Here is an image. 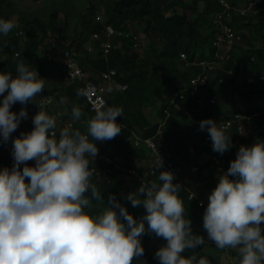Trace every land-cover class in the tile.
<instances>
[{
  "label": "clouds",
  "instance_id": "9594fccd",
  "mask_svg": "<svg viewBox=\"0 0 264 264\" xmlns=\"http://www.w3.org/2000/svg\"><path fill=\"white\" fill-rule=\"evenodd\" d=\"M52 1L63 0H48L47 5ZM217 1L227 8L224 0ZM259 1L250 0L240 14L247 13L246 9L252 8ZM12 5V11L20 13L25 19L35 13L32 10L26 11L25 7L20 10ZM73 9L68 7L63 10L72 12ZM63 10L61 14L54 10L57 11L56 28L63 27L65 23L64 19L63 25L58 26L59 15L63 16ZM51 13L45 22L40 18L35 19L38 23L42 21L48 25ZM70 15L72 19L66 30L68 36H72L70 32L77 20L74 15ZM97 16L100 21L96 20ZM213 17L214 26L223 30V34H215L213 45L219 47L225 39L224 34H227L228 39L239 41L243 31L233 37L230 28L223 23L222 17L228 18V13L214 14ZM92 18L93 22L103 25V28L93 33L91 41L85 45L86 53H96V41L101 43L99 51L104 56L112 50H122V38L127 40L126 46L134 54L148 44V38L140 32L132 34L104 24L101 12L97 11ZM13 27V20L0 18V35H6ZM56 35L47 34L46 43L56 47V53L63 59L60 70L64 77L57 83L64 86L75 84L79 96L85 101L80 94L82 82L72 81L67 76L63 53L68 52L88 80L105 88L103 101L94 103L93 110L84 102L88 113L93 114L88 118H81L80 108L73 105L70 111L72 120L62 123L63 127L58 126L57 131L54 118L60 116V110L54 111L51 106L53 97L43 94V79L23 61L15 64V74L12 75L6 67V58L3 59V67L8 71L0 70V140L1 150L11 152L12 164L10 168L0 167V264H130L133 256L143 253L140 241V234L144 231L143 221H147L148 229L165 241L153 253L158 264H210L206 255H198L195 251L188 256L181 254L185 249L203 246L206 241L201 235L192 232L190 220L178 196L180 188L184 187L180 181L182 175L177 173L178 168L174 164H180L173 161L164 163L157 148L159 142L154 137L144 140L142 147L154 152L151 167L161 169L156 178L158 182L147 181L145 176H140L134 170L127 171L136 174L141 186L135 194L129 193L126 198L132 206L143 205V220H135L111 193L106 204L94 211L90 200L102 202L103 198L101 191L90 180L96 174L97 182H100L96 167L88 165L91 159L94 162L95 158L101 157V151L93 140L103 141L113 137L112 145H116L115 141L119 143L125 139L126 130L134 135V131L115 117L123 120L126 114L127 121L134 119L135 107L131 102L127 103L133 106L128 105L123 110L119 106L107 105L109 100L105 98L106 93L114 96L116 92L126 89V85L115 78L116 70L106 68L98 79L90 76L79 65L75 51L69 50L70 40L61 41L59 46L52 44ZM226 42L231 43L229 40ZM104 44L109 45L108 53L103 51ZM17 56L15 52L14 57ZM180 56L186 58L184 53ZM45 57L49 59L50 55L46 54ZM198 59L195 56L190 64L197 68L213 66ZM109 70H113V73L109 79H103L102 74ZM200 71L201 75L202 69ZM193 92L189 91L191 94ZM38 93L40 97L35 99ZM168 98L176 105L175 99L182 100L185 96L179 90ZM30 100H34L31 129L9 135L17 128L21 118L27 116L25 108L21 107L14 112L10 106L14 102L24 104ZM62 102L64 104L65 100ZM249 118L245 116L246 120ZM153 119L154 114L149 115V120L153 122ZM75 123L79 129L74 128ZM226 123L225 119L217 125L211 118L201 119L198 123V128L208 133L211 148L217 153H223L231 147L230 135L224 131ZM157 131L160 135L159 129ZM128 140L133 141L135 146L140 142L138 136L130 139L128 135ZM4 143L12 144L11 150L3 149ZM30 159L34 162L32 165L25 163ZM190 167L195 171L197 166L192 163ZM148 172L150 175L153 173L152 170ZM25 177L28 178L27 182ZM140 192H143L142 199L138 196ZM193 197L190 191L188 199ZM89 205L94 212L85 210ZM199 206L203 210L202 227L212 246L217 249L235 248L238 254L234 257L236 264H264V235L261 234L264 226L260 223L264 221V140L237 148L235 158L230 160L226 172L218 175L215 186L207 194V203L199 202ZM231 254H228L229 258Z\"/></svg>",
  "mask_w": 264,
  "mask_h": 264
},
{
  "label": "trees",
  "instance_id": "16d2710c",
  "mask_svg": "<svg viewBox=\"0 0 264 264\" xmlns=\"http://www.w3.org/2000/svg\"><path fill=\"white\" fill-rule=\"evenodd\" d=\"M78 1L82 6V0ZM109 1L103 7L106 14L104 24L132 34L139 32L144 34L148 38V44L141 50L140 55L144 54L143 57L138 59L140 51L136 54L131 53L126 46L127 40L123 38L122 50H112L104 56L99 51L101 43L96 41L94 43L96 53H86L85 45L91 41L93 33L100 32L103 28V25L92 21V16L100 8L102 0H86L89 14L85 18L82 16L83 9L80 11L81 6H77L78 12L74 15L77 20L71 29L73 31L70 32L72 36L61 33L52 41V44L59 46L61 41L70 40L69 50L75 51L79 65L95 78H100L101 72L106 68L115 69L117 72L115 78L126 85V89L123 92H116L113 96L114 101L124 103L125 100H129L135 107L134 119L127 121L126 114L123 120L118 116L115 118L137 134L141 140L138 146L128 140V130H126L127 137L118 143L120 149L112 145L113 137L103 141L93 140L101 151V157L95 158L94 162L91 159L88 165L97 169L100 182H92L101 191L103 201L90 200V204L94 207V211L100 210L111 193L135 220H143L145 209L143 208L144 213L141 214L137 205L132 206L126 198L130 189L135 192L141 186L136 174L127 171L134 170L140 176H145L147 181L158 182L156 178L161 169L151 167L154 152L141 146L144 140L154 137L159 142L157 148L162 149L158 148L164 163L173 161L180 164L174 166L178 169L183 167L180 173L183 177L184 174L189 173L190 181L202 185L195 188V186H185L184 183L185 187L180 188L178 193L184 205L185 215L190 220L192 232L201 235L206 241L203 246L185 249L181 254L188 256L195 251L198 255H206L210 264H222L220 262L222 255L229 256V253H237V251L235 248L217 249L212 246L206 230L202 227L203 210L199 202L207 203V194L215 186L218 175L227 170L230 160L235 158L236 150L240 145L264 140V0L246 9L247 13L244 14L240 12L247 7L250 0H224L227 8L217 0ZM56 12L49 15L52 16L48 25L38 23L35 17L26 22V26L21 28L25 32L23 45H20L18 42L21 40H16L14 36L1 39V43L6 45L3 53L7 64H15L12 56L18 51L20 56L18 54L17 58L25 56L35 69L43 65L44 57L39 59L35 55L38 46L45 38L43 30L49 28L67 30L72 19L71 12L63 10L65 23L63 27L56 28ZM220 13H228L229 17H222V20L230 28L233 37L238 36L239 31L243 32L239 41H235V38L228 39L227 34H224L225 39L218 47L212 43L215 34H223V30L214 26L213 16ZM20 19L26 20L23 17ZM31 23L34 26L31 27ZM228 40L230 44L226 42ZM183 53L185 59L180 56ZM195 56L199 58L198 60H204L213 66L197 68L191 65ZM86 65L91 66V71ZM199 68L202 69L201 75ZM250 78L252 81H248ZM179 90H182L185 98L182 100L176 98L174 105L168 96ZM190 90L194 92L191 94ZM45 93L53 97L51 106L54 111H57L54 105L61 104L62 100H65V103L60 105H64L66 110L63 118L72 119L70 111L73 105L80 108L81 118L93 115L88 113L85 101L79 96L75 84L64 86L59 82ZM109 103L108 101L107 105ZM33 106L34 100L24 104L14 102L10 106V110L14 112L21 107L25 108L27 116L21 118L17 128L9 135L31 129ZM144 110H147V113ZM151 113L154 114L153 122L149 120ZM244 116L250 117L249 120ZM203 117L211 118L217 125L226 119L224 131L230 135L231 141L228 150L223 153L212 150L208 133L198 128V123L204 119ZM197 120L199 121L195 123ZM74 125L76 126L74 128L78 127L76 123ZM59 127H63V124L61 123ZM158 129L160 135L157 134ZM25 163L32 165L34 162ZM192 163L197 166L195 172L191 167L189 168ZM11 164V152L2 151L0 145V167L10 168ZM148 170H152V175ZM123 176L128 179H123ZM24 179L27 182L28 178ZM204 183H207L205 187ZM190 191L194 197L188 199ZM140 198H143V192H140ZM116 211L118 214V209ZM143 223L144 231L140 234L143 253L140 256H133L130 264H158L153 253L165 241L148 229L147 221ZM260 223L264 226V221ZM261 234L264 235V229H261Z\"/></svg>",
  "mask_w": 264,
  "mask_h": 264
},
{
  "label": "rangeland",
  "instance_id": "374dc122",
  "mask_svg": "<svg viewBox=\"0 0 264 264\" xmlns=\"http://www.w3.org/2000/svg\"><path fill=\"white\" fill-rule=\"evenodd\" d=\"M13 1V5H12V7H15V8H18V9H20V10H23L24 8L23 7H25L26 8V11L27 10H32V11H34L35 13L33 14V17H35V18H40V19H42V21H46V19H47V15L49 14V13H51V12H53L54 10H57V11H59V14H61L62 13V10L64 9V8H68V7H70V8H73L74 7V9H73V11L71 12V14L72 15H76V13H77V6H81V4H79V3H76L78 0H63V1H52V2H50V3H48V5H47V1H46V3H42L41 2V0H38V1H33V0H12ZM22 1H24L23 3H21ZM107 1V2H106ZM110 1L109 0H102V2H101V6H100V8L98 9V12H101L102 13V15H103V18L105 19V17H106V14L104 13V6H105V3L107 4V3H109ZM83 9V13H82V16L85 18L86 16H88V14H89V9H87V4H86V0H82V6H81V9H80V11ZM50 10V11H49ZM100 10V11H99ZM95 15V14H94ZM94 15L92 16V17H94ZM60 16V19H59V21H58V26H62L63 25V21H64V17L62 16V15H59ZM27 18H29L28 16H27ZM41 21V22H42ZM30 26L32 27V26H34V24L33 23H31L30 24ZM21 28H24V27H21ZM25 28H27V27H25ZM143 38H145V37H143ZM25 38H22V39H20L21 41L20 42H18L20 45H23V40H24ZM146 39V38H145ZM141 41H143V39H141ZM144 42H145V40H144ZM228 44H230L229 42H228ZM22 49H24V47H21ZM140 51V52H139ZM144 51V50H143ZM136 52H139V58H141V57H143L144 56V54H142V55H140V53H141V50H137ZM4 58H6V56L5 55H2V54H0V60H3ZM23 59V57L21 56L20 58H16L15 59V64L18 62V61H21ZM78 59V58H77ZM15 64H12V65H9V64H7L6 63V67L8 68V70H13V69H15ZM86 68H88L90 71H91V66H89V65H86ZM153 84H154V82H153ZM158 84H159V82H158ZM148 96L150 95V93H148L147 94ZM105 98L107 99V100H109V105H112V106H119L122 110H123V108H127L128 107V105H130V106H133L132 104H129V103H126V102H124V103H119V102H115L114 101V99H113V96H111L109 93H106L105 94ZM63 104V102L61 103V104H59V103H57V104H55L54 105V107L56 108V110H60V112L61 111H63V112H61L60 113V116H58L57 118H54V120H55V125H56V130H58V126L61 124V123H66V122H68L69 120H72V119H67V118H63V113L64 112H66V110L64 109L65 108V106L63 105V106H60V105H62ZM60 106V107H59ZM149 109H150V106L148 107ZM122 112V111H121ZM144 112H146L147 113V110H144ZM151 116H153V113H151L150 114ZM138 133V132H137ZM129 135V137H130V139H132L133 137H136L137 136V134L135 133L134 135H132L131 133H127V136ZM127 136H125V137H127ZM115 143H116V145H117V141H115ZM117 147H119V149L121 148V146H119V145H117ZM29 162H32V160L30 159V160H28ZM177 171V173L179 174V173H181V171H182V169L181 168H179V169H177L176 170ZM92 176H94V177H92ZM91 177H90V180L91 181H93V182H97L98 181V179L95 177L96 175L95 174H93ZM123 179H125V180H127L128 178L126 177V176H123L122 177ZM180 181L182 182V183H185V186H187V185H190V186H195V188H197V187H201L202 185H199V184H194L195 182H193V181H190V175H188V174H184V178H182V179H180ZM207 185V183H204L203 184V186L205 187ZM184 186V187H185ZM130 192L131 193H134L135 194V192H134V190L133 189H130ZM129 192V193H130ZM138 196L140 197V193H138ZM137 207L139 208V212L141 213V214H143L144 213V209H143V205L142 204H137ZM93 207L91 206V205H89L88 206V208H86L85 210H87V211H92V212H94L93 210ZM231 252H233V251H231ZM235 254H236V256H238V254L237 253H232L231 254V258L229 259V256H224V255H222L221 257H220V262L222 263V264H236V261H235V259H234V257H235ZM226 258H228V259H226Z\"/></svg>",
  "mask_w": 264,
  "mask_h": 264
},
{
  "label": "crops",
  "instance_id": "0c3cea01",
  "mask_svg": "<svg viewBox=\"0 0 264 264\" xmlns=\"http://www.w3.org/2000/svg\"><path fill=\"white\" fill-rule=\"evenodd\" d=\"M46 1H48V0H41L42 3H46ZM23 2L24 1H22L21 3H23ZM11 3L13 4L12 0H0V18L13 20L14 21V27L13 28H15L17 30H12L13 29L12 28L9 30V32L6 35H0V43L2 42L1 39L13 37V36L16 38V40L22 39L25 32H24V30H21V27L26 26V22H29L33 18V15H31L26 20L21 21L20 17H23V16H20V13H14L12 11L11 6H10ZM27 15H30V13L29 14L27 13ZM43 31H44L45 38L42 40V42L38 46V50L35 53L36 57L39 59L41 57H44L45 61L43 62V65L41 67H38V69H35L34 68L35 66L32 63H30L25 56H22L23 59L21 61H23L30 69L36 70L38 76L43 78L44 83H45L44 84L45 86L43 87L44 88L43 94H46L45 91L53 88L54 84L57 83L58 81L61 82L63 77H64V75L61 74V70H60L61 65L63 63V59L61 58V56H59L56 53V47H54L51 44L46 43V35L47 34H53V33H56V34L64 33V34H66L67 31L66 30H43ZM5 46L6 45L4 43L0 44V54H2V55L5 54V53H3V49H5ZM14 53H13L12 58L15 61V59L17 57H14ZM17 53L20 56V52L17 51ZM46 54L50 55L49 59H47V57H45ZM18 58H20V57H18ZM4 64H5V61L0 60V66H1L0 70L8 71L7 69H5L3 67ZM84 71L89 73L86 70H84ZM10 73L12 75H14L15 69L11 70ZM90 76L95 77L91 74H90ZM49 78H50V80H48ZM43 88L41 89V91H43ZM39 97H40V94L38 93V96L35 97V99H38ZM125 102L127 103V102H131V101L125 100ZM0 145H1V143H0Z\"/></svg>",
  "mask_w": 264,
  "mask_h": 264
},
{
  "label": "built area",
  "instance_id": "2783aa9c",
  "mask_svg": "<svg viewBox=\"0 0 264 264\" xmlns=\"http://www.w3.org/2000/svg\"><path fill=\"white\" fill-rule=\"evenodd\" d=\"M96 20L100 21V17L97 16ZM103 51L109 52V45H103ZM63 56L66 58V73L70 80H76L82 82L83 86L80 87V94L84 97L86 104L93 110V104L99 101H103L102 94L105 88L95 84L93 81L88 80L86 75L78 68L73 58L69 57L68 52H64ZM113 73V70H109L102 74L103 79H109V76ZM17 137V136H14ZM12 144L4 143L3 149L11 150Z\"/></svg>",
  "mask_w": 264,
  "mask_h": 264
},
{
  "label": "bare ground",
  "instance_id": "6f19581e",
  "mask_svg": "<svg viewBox=\"0 0 264 264\" xmlns=\"http://www.w3.org/2000/svg\"><path fill=\"white\" fill-rule=\"evenodd\" d=\"M88 4V3H87ZM100 11V10H99ZM84 12V11H83ZM94 14H97V12L96 13H94ZM71 37V36H70ZM82 58H83V56H82ZM43 79V78H42ZM48 80H50V78L48 79ZM44 81V80H43ZM45 84V83H44ZM45 86V85H44ZM202 100V99H201ZM199 105V104H198ZM208 105V104H207ZM241 115V114H240ZM215 116V115H214ZM245 117V116H244ZM204 118V117H203ZM199 120H197V121H195V123H197ZM243 123V122H242ZM196 129V128H195ZM256 136V135H255ZM141 141V140H140ZM132 142V141H131ZM130 142V143H131ZM141 146H143V145H141ZM159 148V147H158ZM160 149V148H159ZM160 150H162V149H160ZM209 154V153H208ZM183 168V167H182ZM189 168H190V166H189ZM186 169H187V166H186ZM195 172V171H194ZM222 172H226V171H222ZM182 178H184L183 176H182ZM212 181V180H211ZM211 185H212V183H211ZM182 187H184V183H182ZM204 189V188H203ZM184 191V190H183ZM206 191V190H205ZM195 193V192H194ZM202 193V192H201ZM181 195V194H180ZM184 197V196H183ZM200 200V199H199ZM144 211V210H143ZM208 247V246H207ZM208 250V249H207ZM223 253V252H222ZM230 254V253H229ZM226 259H228V258H226ZM230 259V258H229ZM232 259V258H231Z\"/></svg>",
  "mask_w": 264,
  "mask_h": 264
}]
</instances>
